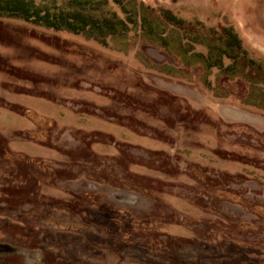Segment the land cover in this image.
<instances>
[{
	"label": "rangeland",
	"instance_id": "rangeland-1",
	"mask_svg": "<svg viewBox=\"0 0 264 264\" xmlns=\"http://www.w3.org/2000/svg\"><path fill=\"white\" fill-rule=\"evenodd\" d=\"M123 4L136 22L104 44L0 18V264H264V0ZM163 10L188 55L231 29L256 65L185 67L143 31L153 13L170 37ZM13 101L56 119L54 151L23 142Z\"/></svg>",
	"mask_w": 264,
	"mask_h": 264
},
{
	"label": "trees",
	"instance_id": "trees-1",
	"mask_svg": "<svg viewBox=\"0 0 264 264\" xmlns=\"http://www.w3.org/2000/svg\"><path fill=\"white\" fill-rule=\"evenodd\" d=\"M111 1L128 13L126 21L119 18L114 12H104L103 6L107 3L98 0H65L63 6L57 4L56 0H53V10L47 8L41 9L35 4L34 0H0V18L20 19L47 30L83 35L99 40L104 44L107 37L124 34L128 29V25L136 22L134 18L135 10L126 9L123 0ZM143 7L144 5H141L140 9ZM162 14L166 25L170 27L169 38L165 39L162 36L168 27L163 26L164 28L161 29L162 23H157L158 17L153 13L148 15L143 14V18H141L144 23L143 28L147 26V29H143V31L145 30V33L152 35L153 41L158 45L168 50H178L177 54L185 67L189 68L197 64L200 69L207 73L209 68L216 66L220 71L224 55L231 61L229 65L231 77L236 78L235 75L237 74L238 64L241 60L239 57L241 55H243L242 58L245 59L249 69H251V65H256L255 60L246 58L247 55L242 48L240 38L231 29L226 31L222 29L223 31L221 30V32L211 31L209 33L212 39L203 43L208 49L207 56H201V54L196 53L188 55V46L182 42L184 37L180 35L181 26L184 25L183 22L176 18L169 10H163ZM192 39L193 42L197 40L196 37H192ZM203 40L205 41V39ZM185 45L187 50L185 53H182ZM163 70L168 74H171L172 71L169 67H164ZM203 83L207 84V79H203ZM18 94L26 95L23 92H18ZM27 95L31 96L29 93ZM11 112L22 115L37 125L38 129L31 133L28 132V137H31L30 139L37 143L46 145V130L51 127L52 122L42 119L34 112L22 109L21 107L11 110Z\"/></svg>",
	"mask_w": 264,
	"mask_h": 264
},
{
	"label": "crops",
	"instance_id": "crops-1",
	"mask_svg": "<svg viewBox=\"0 0 264 264\" xmlns=\"http://www.w3.org/2000/svg\"><path fill=\"white\" fill-rule=\"evenodd\" d=\"M21 96H25L26 98H27V100H32V101H41V102H44V103H46V104H49V105H52V106H55V107H57V105L56 104H53V103H51V102H48V101H46L45 99H43V98H39V97H32V96H26V95H21V94H15V95H13V98L14 97H20L21 98ZM14 103H17L18 104V106L19 107H21V108H23V109H27L28 111H31V112H34L38 117H40V118H42V119H47L49 122H52L53 123V121H56V119L53 117V116H51L50 114H44L43 112H40V111H38L37 109H35V108H33L32 106H29V105H27V104H25V103H21V102H19V101H13ZM13 113V115H18V114H16V113H14V112H12ZM20 117H22V119L21 120H26L27 122H28V124H26L27 125V127H24V128H22V129H20V130H18L20 133H23V134H25L26 132L28 133V132H32V131H34V130H36V129H38V128H36L37 127V125H35L31 120H29L28 118H26V117H23L22 115H20ZM111 126H114V125H111ZM110 126V127H111ZM116 128V127H115ZM108 134H111L112 136H116L114 133H108ZM32 142H30V141H26V140H24L23 142H25V143H29V144H33V145H36V146H39L40 148H42V149H44V150H48V151H54V149H52V148H48L45 144H40V143H37V142H35V141H33V140H31ZM98 147L100 146V145H98V144H96ZM95 150V148L93 149V151ZM56 151V150H55ZM13 153V152H12ZM48 152L46 151L45 152V154H47ZM13 157L15 158H18V159H20V161H22V159L24 160V158L26 159L27 157L29 158V159H27V160H34V161H37L38 162V164H36V166H35V168H37V169H41V167L42 166H44V161H39V159H46L45 157H35V156H33V157H30V156H27L26 154H24L23 152H16V151H14V153H13ZM30 161H28V162H30ZM43 163V164H42ZM42 170V169H41Z\"/></svg>",
	"mask_w": 264,
	"mask_h": 264
}]
</instances>
